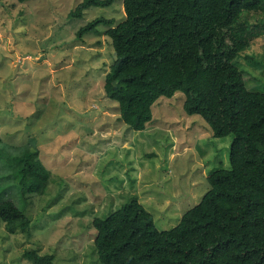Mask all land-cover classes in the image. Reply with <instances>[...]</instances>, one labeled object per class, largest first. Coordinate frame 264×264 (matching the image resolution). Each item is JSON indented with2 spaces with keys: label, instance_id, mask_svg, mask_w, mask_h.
<instances>
[{
  "label": "rangeland",
  "instance_id": "rangeland-1",
  "mask_svg": "<svg viewBox=\"0 0 264 264\" xmlns=\"http://www.w3.org/2000/svg\"><path fill=\"white\" fill-rule=\"evenodd\" d=\"M79 1L0 0V183L8 181L2 197L31 222L27 238L9 234L0 219V264H31L28 249L53 254L52 264H101L94 216L136 198L158 229H168L201 199L207 176L230 166L232 135L213 136L200 115L186 114L181 91L158 97L141 130L118 117V103L104 90L114 60L106 26L76 33L96 16L122 20V0L70 17ZM250 20L259 36L246 52L264 57V24ZM244 79L248 88L260 85L250 72ZM28 147L39 148L49 182L26 200L9 184L19 163L6 160Z\"/></svg>",
  "mask_w": 264,
  "mask_h": 264
},
{
  "label": "trees",
  "instance_id": "trees-1",
  "mask_svg": "<svg viewBox=\"0 0 264 264\" xmlns=\"http://www.w3.org/2000/svg\"><path fill=\"white\" fill-rule=\"evenodd\" d=\"M115 1L81 0L68 14L78 17L90 6ZM122 6V20L96 16L76 33L81 37L98 32L100 23L106 26L114 60L104 75V90L118 103V117L141 130L151 121V105L158 97L181 91L186 114L200 115L213 136L232 135L230 166L207 176L209 187L201 199L168 229H158L153 214L136 198L104 217L94 216L98 260L264 264V57L246 52L259 36L251 31L250 17L264 24V0H122ZM247 72L259 86L247 87ZM14 160L19 164L9 184L26 200L42 193L49 170L39 148L28 147L18 159L6 161ZM7 182L0 183V219L9 234L28 238L29 215L2 197ZM23 255L31 264H52L54 259L36 249Z\"/></svg>",
  "mask_w": 264,
  "mask_h": 264
}]
</instances>
